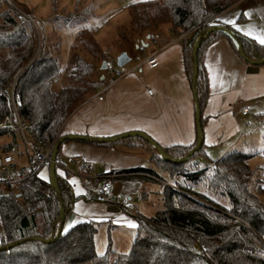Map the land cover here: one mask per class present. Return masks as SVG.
Listing matches in <instances>:
<instances>
[{
    "label": "trees",
    "instance_id": "16d2710c",
    "mask_svg": "<svg viewBox=\"0 0 264 264\" xmlns=\"http://www.w3.org/2000/svg\"><path fill=\"white\" fill-rule=\"evenodd\" d=\"M238 1L147 0L129 5L132 29L137 33L162 26L169 27L178 35L190 33L189 38H182L183 60L191 83L197 63V94L203 133L206 123L203 109L210 89L205 63L208 46L217 38L225 37L240 57L245 58L228 36L219 31L201 42L194 57L196 42L210 26L221 24L235 31L248 58L264 57L263 43L216 20L217 15ZM2 3L6 9L0 22V140L10 139L1 147L4 151L18 149L20 134L14 122L15 112L31 128L35 140L50 144L63 136L60 128L71 113L104 84L105 79L95 74L97 66L105 58L104 53L94 41L92 29H81L78 39L84 41L83 36L90 35L91 40H85V48L92 54L93 61L78 56L73 82L54 91L51 84L61 73L60 40L48 41L40 28L41 40L35 55L36 28L27 16L33 21L34 18L28 13L25 16L9 0H0V5ZM81 15L74 13L70 19L72 22L79 20ZM6 119L14 124H4ZM133 139H138L151 151L154 166L168 173L177 189L163 184L164 204L153 215L140 211L127 213L136 221V233L128 251L117 252L109 243L105 253H98L95 241L97 221H80L65 228L66 218L78 197L69 180L71 173L68 170L59 173L61 165L57 164L56 187L50 181V174L43 178L37 173L17 188L7 187L8 192L0 190V225L3 229L0 246L27 239L10 249L0 250V264H264V196L258 187L261 179L257 178L258 171L264 168L251 166L249 161L253 153L234 148L219 159L202 165L198 156L206 155L205 141L184 162L163 159L140 135L111 143H90L115 146L124 142L136 146ZM196 143L197 138L190 145L162 147L171 159L178 160L189 154ZM61 147L57 158L59 163ZM45 168L49 170V166ZM108 174L140 182L153 180L150 176L160 178L153 167L142 166ZM141 195L142 199L147 197L146 192ZM84 197L99 200L90 195ZM62 214L65 215L63 224ZM213 215H229L239 220L222 224L213 219ZM51 238L52 241H42Z\"/></svg>",
    "mask_w": 264,
    "mask_h": 264
},
{
    "label": "crops",
    "instance_id": "0c3cea01",
    "mask_svg": "<svg viewBox=\"0 0 264 264\" xmlns=\"http://www.w3.org/2000/svg\"><path fill=\"white\" fill-rule=\"evenodd\" d=\"M216 20L260 42L259 38H264V0H239L217 15ZM151 33L159 40L158 66L151 68L144 60L130 68L104 94L103 100L98 99L97 90L93 91L65 120L60 128L63 135L110 137L140 131L150 135L161 146L190 145L196 141L194 93L185 71L182 51V38L191 35H178L167 26L159 27ZM205 63L210 86L203 109L206 120V155H199L198 160L201 162L200 158H203L205 163H209L213 160L209 155L211 148L219 147L217 156L227 153L229 149L238 148L236 146L243 130L240 117L256 113L258 120L264 122V118H261L264 116V64L253 65L243 60L225 37L217 38L208 46ZM100 66H97L95 74L105 79V75L100 73ZM244 105H250L247 115L241 112ZM133 140L136 146L124 142L110 146L67 140L61 147L60 163L65 158L69 160L74 157L86 162L100 174L139 167L142 162L139 152L145 151L151 157V151L138 139ZM24 152L25 147L19 154ZM21 159L25 161L26 158L23 155ZM75 170L73 166V171H69L73 174L69 180L78 198L66 218L65 228L80 221L94 220L107 222L109 227L123 224L135 227L136 230V221L132 215L119 214L116 204L100 199H85L84 196L89 195L97 198L91 192L96 187L94 183L91 188L84 186L75 175ZM40 175L48 178V168H43ZM113 182L117 196L139 194L137 191L142 184L138 180L117 177ZM132 191L137 193L131 195ZM112 220H115L114 224Z\"/></svg>",
    "mask_w": 264,
    "mask_h": 264
},
{
    "label": "rangeland",
    "instance_id": "374dc122",
    "mask_svg": "<svg viewBox=\"0 0 264 264\" xmlns=\"http://www.w3.org/2000/svg\"><path fill=\"white\" fill-rule=\"evenodd\" d=\"M9 1L25 16H27L26 13H28L34 18L37 36L36 52L38 51L41 40L40 28L47 35L48 41H55L57 39L60 40L59 57L61 73L51 84V88L54 91H59L66 85L73 82L72 74L75 61L78 56H83L87 60L93 61L92 54H90L85 48V40H89L90 35L85 34L83 36L85 39L84 41L78 39V32L84 27L92 29L91 32L93 39L98 43L100 49L103 51L105 57L104 60H111L116 63L117 57L122 52L127 53L131 60L121 67L125 73L130 68L141 64L153 50H159V40L157 39L156 43H153L148 39V35L151 33L150 30L137 33L132 29L131 25L129 5L133 2L147 0ZM4 9H6V5L5 3H2L0 5V22H2V12ZM74 13L82 14V18L72 22L70 18ZM57 23L60 24L59 27H57ZM137 38L144 39L149 43V46L145 51L142 52L136 49ZM100 73L108 76L105 70H101ZM262 110L264 111V104L262 105ZM240 121L243 124V130L240 133L241 138L238 140L236 147L253 153V157L249 161L253 168L258 166L264 168V122L262 120H258L256 113H252L248 117H240ZM247 121L249 122L248 125L246 124ZM8 139H1L0 146L8 142ZM20 150H24V143L22 138L19 136L18 150L16 153H19ZM218 152L219 147L211 148L209 155L213 160H216L224 155L222 154L221 156H217L219 155ZM139 153V156L142 158L141 166L147 168L153 167L156 173L160 176V178H157L155 176L148 175L153 180L142 182L139 190L137 191L139 194H142L143 192L147 193V197H143V199L137 204L139 208L138 212L140 211L150 216L163 207V184L170 185L175 189H177V187L174 184V179H172L168 173L156 168L153 165L150 160L151 157L145 151ZM200 160L202 165H204V159L200 158ZM61 163L63 165L58 167L59 173H65L66 170L73 171V165L68 159H63ZM70 175L71 177L73 176L72 173ZM259 177L261 181L258 187H261L264 196V170L258 171L257 178ZM88 187H94L92 179H90ZM98 189H100V187H96L94 190L96 191ZM0 190L3 192L9 191L6 186L1 185ZM137 192L132 191L131 195H134ZM192 197L195 198L196 201H200L198 197L193 195ZM114 221L115 220H112L113 224L115 223ZM135 233V227H131L129 225L121 224V226L109 227V223L101 222L98 225V233L95 240L96 250L98 253H105L108 248V244L110 243L113 249L119 252H126L130 249ZM2 234L3 229L0 225V240L2 238ZM85 264L93 263L87 262Z\"/></svg>",
    "mask_w": 264,
    "mask_h": 264
},
{
    "label": "built area",
    "instance_id": "2783aa9c",
    "mask_svg": "<svg viewBox=\"0 0 264 264\" xmlns=\"http://www.w3.org/2000/svg\"><path fill=\"white\" fill-rule=\"evenodd\" d=\"M263 1V0H257ZM148 39L153 43H156V35L150 33ZM149 43L144 39H136V49L139 51H145ZM158 50H153L145 59V62L149 64L151 68H156L158 66ZM108 76L105 75L104 84L100 85L97 89V96L99 100H103L104 94L116 84L123 76L125 72L116 63L111 60H106V67L104 69ZM152 94V91H148ZM243 115H247L250 112V105H244L241 108ZM16 129L18 130L25 147L24 153H16L18 149H13L12 151H4L0 146V185L9 188H17L23 181L28 177L40 173V171L49 166L51 160V153L53 150L54 142L50 144H43L41 141L34 139L32 135V130L28 124L15 112L14 118ZM4 124H14L12 120L6 119ZM16 154H14V153ZM25 156V161L21 159ZM70 163L75 167V175L81 180L84 186L89 184L90 179L93 180L95 187H100L96 191H91L95 193L97 198L106 203H113L118 206L119 214H135L138 212L137 204L142 200L141 194H136L134 196H117L115 194V184L113 179L114 174H100L95 168H91L86 162L77 159L70 158ZM61 165V163L57 162ZM108 178V179H107ZM196 200V199H195ZM199 201V200H197ZM206 213L208 211L204 210ZM213 219L218 220L222 224H227L232 221H238V218L233 216H217L213 215Z\"/></svg>",
    "mask_w": 264,
    "mask_h": 264
},
{
    "label": "water",
    "instance_id": "95a60500",
    "mask_svg": "<svg viewBox=\"0 0 264 264\" xmlns=\"http://www.w3.org/2000/svg\"><path fill=\"white\" fill-rule=\"evenodd\" d=\"M28 19L30 21H32V23L35 26L34 21L27 16ZM36 28V26H35ZM222 32L224 34H226L228 36V38L233 42V44L235 45V47L240 51V53L242 54V56L245 58V60L247 62H249L250 64L253 65H263L264 64V57L260 58V59H250L248 58L244 52L242 51V43L239 41V39L237 38V35L235 33L234 30L230 29L227 26L221 25V24H215L210 26L207 31L204 33V35L196 42L195 45V51H194V57H196L197 54V50L199 45L201 44V42L207 38L208 35H210L213 32ZM37 54V52L35 53V55ZM131 60V58L127 55L126 52H122L116 60V64L119 67L124 66L125 64H127L129 61ZM106 67V60H103L100 66L101 70H104ZM197 63H195L194 66V79H193V83H192V88H193V93H194V101H195V120H196V129H197V143L195 145V147L189 152V154H187L184 158L175 160V159H171L167 153L164 151L163 147L155 140L153 139L150 135L145 134L143 132L140 131H135V132H128L125 134H121V135H117V136H110V137H99V136H90V135H83V134H64L63 136H61L57 141H55L54 146H53V150L51 153V160L49 163V174H50V181L52 183L53 186L56 187V167H57V158H58V152H59V148L60 146L67 140H81V141H87V142H98V143H111V142H117L127 136H134V135H140L143 136L150 144L152 147H154L162 156L163 159L165 160H171L174 162H184L186 160H188L191 155L197 151L203 144L204 141V133H203V129H202V124H201V106L199 103V98H198V94H197ZM65 219V215L62 214V224L64 222ZM62 230V226L59 229V232H61ZM30 239H35V238H30ZM25 240H19L17 242L5 245V246H0V250H6V249H10L11 247H13L16 244H20ZM42 241L44 242H49L52 241V238L49 240H45L42 239Z\"/></svg>",
    "mask_w": 264,
    "mask_h": 264
},
{
    "label": "snow or ice",
    "instance_id": "6c2138e0",
    "mask_svg": "<svg viewBox=\"0 0 264 264\" xmlns=\"http://www.w3.org/2000/svg\"><path fill=\"white\" fill-rule=\"evenodd\" d=\"M261 43H264V38H259ZM75 183V181H73Z\"/></svg>",
    "mask_w": 264,
    "mask_h": 264
}]
</instances>
